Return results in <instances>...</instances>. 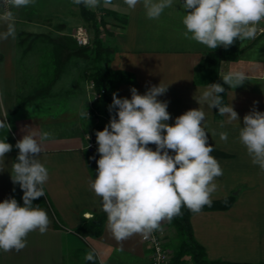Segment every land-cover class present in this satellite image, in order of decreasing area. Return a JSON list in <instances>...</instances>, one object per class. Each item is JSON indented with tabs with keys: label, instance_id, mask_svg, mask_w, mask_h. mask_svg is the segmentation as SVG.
<instances>
[{
	"label": "crops",
	"instance_id": "0c3cea01",
	"mask_svg": "<svg viewBox=\"0 0 264 264\" xmlns=\"http://www.w3.org/2000/svg\"><path fill=\"white\" fill-rule=\"evenodd\" d=\"M182 3L183 0H173V6L165 9L159 19H148L142 4L131 10L123 0H111L108 5L101 2L100 7L125 16L122 25H107L105 31L108 34L103 32V40L113 48L107 66L112 71L128 74L133 79L116 84L115 89L124 98L129 93L131 96L130 89L133 87L141 95L152 86L161 84V87H167L158 100L168 104L167 111L171 119L167 123L170 125L175 123L176 117L190 109L200 108L205 113L208 143L226 154L212 156L223 171L247 176L240 183L242 187L245 186L243 192L257 190L261 192V198L246 202L241 201L240 197L227 209L193 214L190 223L194 237L204 247L210 259L264 262V172L251 162L238 138L239 127H243V117L254 108L264 112V20L256 26L255 38L240 40L236 59L219 63L217 80L225 89V106L232 105L239 116L238 122L229 123L226 115L221 116L215 113L214 108L197 101L208 84L196 81L195 68L208 52L215 49L184 37L186 29L182 19L185 10L181 7ZM15 10L16 8L12 9L13 13ZM89 10L98 16L97 8ZM78 13L79 16H72V20L63 16L53 22L49 21L53 24V34L49 38L66 35L73 39L75 29L86 27L80 7ZM48 18H43L44 22L49 23ZM18 22L19 18L15 16L16 38L0 40V120L7 118V113L11 116V120L7 118L10 127L0 129V140L6 137V142L13 145L12 151L5 155L4 164H0L4 169L0 171V202L15 198L23 206V191L19 184H13L10 175L11 165L16 162L19 153L15 144L27 133H36L39 139V133L48 131L51 138L42 143L38 158L48 169L49 179L44 185V197L34 200L33 205L44 209L51 223L44 234H40L38 230L29 233L27 246L20 252L0 251V264H90L84 258L88 252L93 253L94 264H149V245L142 241V235L134 234L117 242L108 228L107 219L99 236H82L77 232L83 218L102 212L101 199L90 188V181L95 179L97 163L89 162V152L84 147V126L88 124L83 120L78 121L70 132H63L62 128L71 124L50 119L49 115L40 112V107H19V78H27L26 87L32 91L26 97L32 95L39 87L34 88L33 79L50 78V69L46 67L50 59L48 55L33 54L37 47L33 38L44 32H23L24 30H19ZM44 22L42 27H47L48 24ZM4 31L6 25L0 24V32ZM19 34L26 35L24 44L19 40ZM47 42L46 46H52L49 39ZM20 46H25L22 48L24 50ZM18 49L22 52L27 49L26 55H32V62L38 58L37 69L30 68L26 72L23 70L19 63ZM22 61H27V58ZM67 68L60 73L52 90L60 86L61 80L66 79L64 73ZM235 71L243 72L247 80L234 89L221 78L228 72ZM78 75L83 77V71ZM70 85L64 92L69 96L68 101L72 100L69 104H73L72 111L80 120L82 109L75 107L73 87ZM69 104L67 106L70 107ZM21 108L26 113L17 114V110ZM213 131L215 135H211ZM220 132L228 133L227 141L220 140ZM220 198L211 197L212 200Z\"/></svg>",
	"mask_w": 264,
	"mask_h": 264
},
{
	"label": "clouds",
	"instance_id": "9594fccd",
	"mask_svg": "<svg viewBox=\"0 0 264 264\" xmlns=\"http://www.w3.org/2000/svg\"><path fill=\"white\" fill-rule=\"evenodd\" d=\"M101 2L108 5L111 0H72L89 9L100 7ZM34 3L35 0H0V24L6 25L0 40L16 38L12 9ZM123 3L131 10L142 4L148 19H159L165 9L173 6V0ZM181 7L185 10L184 37L210 49H227L238 39L255 38L256 26L264 20V0H183ZM221 79L235 89L247 76L235 71ZM166 90L159 84L141 95L133 87L131 99L113 93L109 111L116 109L115 116L95 133L100 158L96 160V176L90 181V188L100 197L101 210L106 213L108 228L117 242L134 234L147 239L162 220L170 222L181 215L184 206L193 214H200L204 206L211 207V197L218 187L216 180L223 175L219 162L211 155L214 147L208 143L205 113L200 108L190 109L176 117L173 125L168 124V104L158 100ZM224 91L219 83L208 84L197 101L218 108L229 123L238 122L232 105L222 104L220 94ZM6 126L10 127L7 118L0 120V129ZM50 138L48 131L39 133V139L36 133H27L15 144L19 153L10 175L13 184H19L23 191V206L15 198L0 202V251L4 253L23 250L29 233L48 231V214L39 205L34 206L33 201L45 195L49 172L38 157L42 143ZM219 138L227 141L228 133L220 132ZM238 138L251 162L264 172V112L254 108L246 114ZM149 145H155V150ZM12 148L6 137L0 140V164H4L5 155ZM84 258L92 261L93 253H86Z\"/></svg>",
	"mask_w": 264,
	"mask_h": 264
},
{
	"label": "trees",
	"instance_id": "16d2710c",
	"mask_svg": "<svg viewBox=\"0 0 264 264\" xmlns=\"http://www.w3.org/2000/svg\"><path fill=\"white\" fill-rule=\"evenodd\" d=\"M80 14L84 24L91 33V44L87 46H78L74 39L69 36H60L58 38H49L47 35L42 36L49 39L52 46H43L48 51L46 55L49 56L50 62L46 67L50 69V78L41 81V85L33 92L32 95L25 97L20 103L19 107L24 106L25 103L33 98H41L46 96H53L52 86L57 81L60 73H62L68 66L73 58H82L86 61V67L83 70V77L87 81L93 82L92 90L100 93V96L93 103L92 108L87 112L89 116L91 113L97 111L100 104L106 107L104 111L111 119L115 116L116 109L109 111V106L112 104V96L115 92L116 84L119 82H129L128 74L117 73L112 71L107 62L113 53V48L108 46L103 40V32L105 34V26L107 23L106 18L110 17L113 21H118L121 25L125 22V16L119 15L116 11L104 7H99L100 15L79 5ZM238 39L233 45L227 49L223 46L208 52L195 68V79L202 84L218 83L217 69L219 63L222 61H230L237 58L239 54ZM222 96V104L225 105L224 94ZM215 113H219L218 108H214ZM94 118V114L92 116ZM83 118V117H82ZM107 123H100L92 125L90 130L91 134L96 138L95 133L102 131ZM155 150V145H149ZM98 144L94 152L87 154L89 162H96L100 158L97 152ZM214 156H225L226 154L215 149L211 153ZM235 194H230L226 197L212 200L211 207L204 206L202 211H215L224 210L229 208L235 200ZM181 215L174 217L170 222L174 225L176 232V241L173 245L165 243V246L172 250L171 264H184L185 258L188 257L193 264H264V262H246V261H228L222 259H210L207 257L204 247L195 239L193 230L190 223V218L193 213L186 207H182ZM107 219L106 213L92 214V216L83 218L81 224L77 227V232L82 236H99L105 220ZM88 261V260H87ZM92 261H88L90 264Z\"/></svg>",
	"mask_w": 264,
	"mask_h": 264
},
{
	"label": "rangeland",
	"instance_id": "374dc122",
	"mask_svg": "<svg viewBox=\"0 0 264 264\" xmlns=\"http://www.w3.org/2000/svg\"><path fill=\"white\" fill-rule=\"evenodd\" d=\"M78 12H79V6L73 4L72 0H35V3L32 5H29L27 7L16 8L14 14L16 17L19 18V22L17 23L19 30L20 29L22 31L24 30L23 32L29 30L39 33L44 32L43 33L44 35L46 34L47 36L51 37V34H53L52 31L53 24L50 23L49 21L53 22L56 19H60L63 16L68 17V19L73 18L72 16L74 15L78 17L79 16ZM96 12L98 13V15H100L99 7L97 8ZM45 17H49L48 18L49 20H47V22L49 23L44 22L43 18ZM106 20H107L106 26L121 25L120 22L113 21V19H111L110 17L106 18ZM43 22L48 24L46 25L47 27H42ZM106 26L104 28H106ZM18 38L19 40L21 39L23 44L27 39L25 34L24 35L19 34ZM33 41L34 43L37 44V45L35 44V46L37 47L35 48V52H33V54L35 53L34 56L36 55V53L39 56H45L48 49L44 48L42 44H45L46 46L48 43L47 42L48 38L38 34L37 36H34ZM23 47L25 48V46ZM23 47L20 46V49L24 50L22 49ZM20 49H18V53L20 52L19 61H21L19 63L20 65H22L23 70H25L26 72V70H29L30 68H33L34 70L35 68L37 69L38 58L34 59L35 61L32 62L31 61L32 55L31 56L30 54L26 55L27 49H25V51L23 52ZM26 58L27 61H22V59L26 60ZM40 65L41 64L39 63V66ZM85 66H86V62L84 59L82 58L72 59L70 66L67 68V70L64 73L65 75L64 77L66 79L60 81V86L54 87V89L52 90V92H54V95L52 97L46 96L41 98L38 97V98L30 99L25 103L23 107H26L27 105H28L27 109L33 106L34 108L40 107L38 108L39 110H41L40 112L49 115L50 119H55V120L58 119L59 122L62 124L63 123L71 124L68 126L66 125V127L64 126L62 128L63 132L64 131L70 132L72 128H75L74 127L75 123L82 120L84 121V123L87 122L86 124L88 125L84 126V131L89 133H91L90 130L92 128V125L100 124L104 122L109 124L110 118L108 114L104 112L106 110V107L103 104H100L97 108V111L91 113L92 114L91 116H89L88 114L87 117L86 115V113L89 112V110L93 106V105L90 106V104L94 103L96 101V98H95V91H91L92 89H90V87H87L89 81H87L84 77H79L78 75L80 72L83 71ZM42 80L44 81L45 79L42 78L40 79L39 77L33 79L34 88L40 86ZM18 83L19 86H21L18 91V101L21 102L26 97V94L31 93L32 90H29L26 87L27 78L25 77L19 78ZM70 83H72V85H70ZM69 85L73 87L72 90L74 93L73 99H74L75 107L79 106L82 109V113H84V115H82L81 113L80 116H82L83 118L81 117L80 120H78V116L75 115L72 111L73 104H69L72 103V100L70 99V101H68L69 96L64 92V89L65 88L68 89L67 87H69ZM115 92H117L119 98H124L122 97L121 92L118 93L117 89H115ZM126 98L131 99L130 93L129 95H126ZM67 103L70 105V107L67 106ZM16 113L22 114V113H26V111L23 108H21L17 110ZM93 114H94V118L92 117ZM7 118L11 120V116L9 115V113H7ZM240 145L245 149V147L242 144ZM169 152L170 154H173L172 150H169ZM95 166L96 169L94 174L96 176L97 164ZM246 177L247 176H244V174L233 175V174H229L226 171H223V175L217 178L216 180L218 187L215 193L212 195V197L220 198L225 196L226 194L228 195L235 194L236 197L234 202L240 197H241L240 198L241 201H246V202L248 201L251 202V200L255 201L261 198L260 197L261 192L257 190L243 192L245 190L244 189L245 186L242 187L243 185L240 183ZM160 228L163 230V235H162L163 240H166L165 242H167V244H169L170 246L173 245L172 242H174V240L176 239V232L172 222H169L167 219L162 220L160 222ZM184 264H193V263L190 261L188 257H186Z\"/></svg>",
	"mask_w": 264,
	"mask_h": 264
},
{
	"label": "built area",
	"instance_id": "2783aa9c",
	"mask_svg": "<svg viewBox=\"0 0 264 264\" xmlns=\"http://www.w3.org/2000/svg\"><path fill=\"white\" fill-rule=\"evenodd\" d=\"M0 11H3L0 8ZM72 37L78 46H87L91 44V33L87 27H79L74 30ZM89 87L93 88V82H89ZM100 93L95 92V98L97 99ZM85 149L88 152H94L96 150V138L89 132L84 133ZM163 230L159 228L154 230L147 239L141 236L142 241L149 245V264H171L172 250L165 246V240H163Z\"/></svg>",
	"mask_w": 264,
	"mask_h": 264
}]
</instances>
